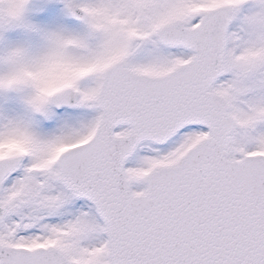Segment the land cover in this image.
Masks as SVG:
<instances>
[{"label":"snow or ice","instance_id":"snow-or-ice-1","mask_svg":"<svg viewBox=\"0 0 264 264\" xmlns=\"http://www.w3.org/2000/svg\"><path fill=\"white\" fill-rule=\"evenodd\" d=\"M0 264H264V0H0Z\"/></svg>","mask_w":264,"mask_h":264}]
</instances>
